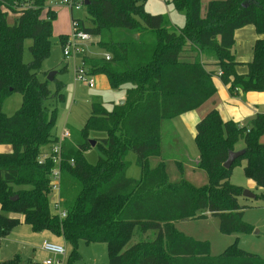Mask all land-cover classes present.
Here are the masks:
<instances>
[{
	"label": "trees",
	"instance_id": "trees-1",
	"mask_svg": "<svg viewBox=\"0 0 264 264\" xmlns=\"http://www.w3.org/2000/svg\"><path fill=\"white\" fill-rule=\"evenodd\" d=\"M48 1L0 0V144L12 146L11 152L0 153V239L19 223L8 214L20 213L34 231L47 230L70 242L71 259L79 256L78 242L85 241L105 243L108 264H264L262 256L237 242L214 256L209 242L184 234L175 224L211 214L219 217L223 233L252 231L239 202L244 188L230 177L233 167L244 162L246 176L263 190L257 197L264 200V113L240 123L224 120L212 109L197 123V167L208 175L205 184L187 180L180 162L177 182L170 180L165 160L155 166L150 162L161 156L163 121L212 98L217 91L214 75L234 95L264 91V0H210L205 12L202 0H167L186 14L180 28L167 14L147 11V0H89L86 19L72 17L111 56H85L90 73L107 75L113 89L130 86L125 103L111 110L94 99L77 138L62 141L64 218L51 210L55 163L51 158L39 162L43 148L59 140L53 129L57 105L65 99V83L54 78L52 90L41 68L51 52L57 18ZM248 24L261 37L248 71L240 74L235 31ZM69 36H59L62 47ZM27 39L33 59L26 63ZM15 91L22 95V106L7 115L3 103ZM93 131L106 135L95 138L101 152L95 164L85 158ZM240 145L245 152L225 167L229 152ZM130 151L137 154L139 179L127 175ZM20 263L16 255L1 264Z\"/></svg>",
	"mask_w": 264,
	"mask_h": 264
},
{
	"label": "rangeland",
	"instance_id": "rangeland-1",
	"mask_svg": "<svg viewBox=\"0 0 264 264\" xmlns=\"http://www.w3.org/2000/svg\"><path fill=\"white\" fill-rule=\"evenodd\" d=\"M209 1L210 0H202L203 12H205V7ZM47 5L56 10L57 18L53 23L51 52L50 55L42 62L41 68L43 71L47 72V79L49 72L55 70L57 71V74L54 78L60 79L65 83L63 90L65 99L57 105V119L53 131L56 134H60L65 128H69L73 134V138H77L80 130L84 127L91 114V102L93 99L98 98V95L94 88H91L88 84H85L76 78V69L73 60L65 59L59 36L65 32L71 34L73 31L72 17L86 19L87 12L84 6H82V8H77L75 6L71 10L69 5L64 3L63 0H49ZM146 10L154 14H167L171 18V22L175 27L178 26L180 28L186 23V14L182 11H178L173 3L167 0H147ZM14 19L15 15L11 13L8 18L9 22L13 23ZM86 24H88L87 20ZM94 40H98V37H94ZM31 44V39H27L25 41L23 57L26 63L33 59L29 49ZM89 51L93 57H101L104 53L96 43L90 45ZM64 66L66 68L60 72ZM53 80H49L50 88L52 90L55 89V82ZM129 86V84L122 85L121 88L112 89L109 93L115 96L114 99L119 103L121 99H125L126 90ZM122 95L124 97H122ZM110 98L112 99V97L103 98L106 101L107 106H109L108 100H110ZM21 106L22 95L20 92L15 91L4 100L3 111L7 115H12L19 110ZM173 123V119L163 121L161 154L166 158H177L180 161H186L189 159L193 160L197 158L198 148L192 139L190 140L187 137V142H185L186 145H183L182 143H175L173 138ZM105 136V133L102 132L93 131L90 133V139ZM100 155L101 152L98 146H92L85 152V158L92 164L97 163ZM127 159L131 163L127 170V175L132 178H141V169L136 164L137 154L134 151H130L127 155ZM156 159V157L151 158L153 165L157 163ZM172 159H168L169 164H167V171L170 180L177 182L181 179L182 175L178 166L174 164ZM184 177L190 182L192 181L193 184L197 183V186L208 182V175L204 170H199V172L196 173H191V171L188 170L187 176H185L184 173ZM230 181L236 185L242 186L244 189H249V178L246 176L244 171V162L242 164H236L233 167ZM253 192L255 194H261L263 190L256 186ZM53 198L54 195H51V210L54 213H59L58 208L55 203H53ZM239 202L242 206H244V220L253 227L251 232L223 233L220 230L219 217L211 214L195 219L180 220L178 221L179 230L194 239L209 242L210 252L214 256L220 255L228 246L237 242V245L241 248L257 253L264 258V200L258 197L251 198L242 195L239 197ZM26 229L32 228L28 224L20 225L19 223L7 236L0 239L1 258L5 256H13L16 252H18L14 251V249L16 250V248H20L22 253L20 251L21 256H18L20 257L21 264H35V262H41L36 259H31L30 257V255H33L34 248L38 251L41 244L39 241L28 242V232ZM50 235L54 234L51 233ZM6 238H9V240L4 242V239ZM50 239L54 240L55 237L52 236ZM25 243H28L30 247L28 252L25 251ZM65 245L67 247V253L64 258L61 257L60 264H108L109 254L105 243L87 244L85 241H79L77 246L79 256L73 259L70 258L74 249L73 245L67 241L65 242ZM51 258L57 260V258L52 254Z\"/></svg>",
	"mask_w": 264,
	"mask_h": 264
},
{
	"label": "crops",
	"instance_id": "crops-1",
	"mask_svg": "<svg viewBox=\"0 0 264 264\" xmlns=\"http://www.w3.org/2000/svg\"><path fill=\"white\" fill-rule=\"evenodd\" d=\"M170 20H171V18H170ZM176 27H178V26H176ZM62 34H68V33L65 32ZM260 37L261 36L257 33L256 27L253 24L245 25L241 28H238L235 31V44H234L233 50H234L236 60L238 61V66H237V72L238 73L245 74L248 71L247 64L253 58L254 46L256 44V41ZM97 42H98V40H94V38H93V41L90 43V45H92L94 43L97 44ZM90 45L88 46V51H87L86 56L93 57L89 51ZM104 54H105V52L101 56H104ZM73 63L75 66L74 60H73ZM208 68L216 69L215 66H208ZM93 77H94V86H92V87L90 86V87L95 89V91L98 95V99H101V101L104 103V106L107 109L111 110L115 104H119V103H118V101H116L114 99L115 96H113L111 93H109L113 88L110 86L109 79H108L107 75H105L103 73H96V74H93ZM213 80H214V84L216 86L217 91H216V94L212 98H210L208 101H206L200 107L193 109V110H190L188 112H185L183 114H180L179 116H176L175 118H173V120H174V123H173L174 124L173 125L174 126V128H173L174 137L173 138H174L175 143H180V144L182 143L183 145H186L185 142H187L186 139H188V138L190 140L192 139L195 142V135L197 132V129H196L197 123L212 109H217L220 112V115L224 120H234V121L240 122V123H245L247 120L253 118L257 114L264 113V91H249L246 93H239V94L234 95V94H231V92L229 90V86L226 85L222 81L221 77L218 74L214 75ZM105 95H107V96H105ZM104 97H106V98L112 97V99L110 98V100H108L109 106L106 105V101L103 99ZM122 97H124V96L122 95ZM95 99H97V98H95ZM91 104H92V102H91ZM65 129L70 130L69 128H65ZM62 132L60 134H57V135L60 137ZM70 132H71V130H70ZM72 137H73V134L71 133V137L69 139H71ZM162 137H163V123H162ZM261 142L264 143V135L261 137ZM239 147H240V149H243V148H241L242 146H239ZM240 149H238V150H240ZM11 151H12V146L10 144H0V153H9ZM156 158H157L156 159L157 163L155 165H157L162 160H165L166 163L169 164L168 159L169 158L172 159V157L166 158L162 154H161V156H157ZM198 160H199V152L197 154V158H195L193 160L189 159L186 161H180L177 158L172 159V161L176 165L178 162L183 164L185 176H187L188 170H190L191 173H193V172L196 173V172H199V170H201L197 167ZM150 162H151L152 166H155L152 164L151 160H150ZM248 183H249L248 188L252 191L257 186L256 182L250 178H249ZM53 203H55V196L53 198ZM8 216L12 217V218L19 219L20 225L21 224H27L24 220L23 214L9 213ZM175 224H176L177 228L179 229L178 222H176ZM26 230L28 232V236H27V238L29 239L28 242L39 241V243L42 245L41 241L43 239L44 240L45 239L52 240L58 244L64 245V247L66 248V253H67V247L65 245L66 239L63 236L55 235V234L50 235L52 232L46 231V230H44V231H34L33 229H26ZM49 232H50V234H49ZM52 236L55 237L54 240L50 239ZM62 237H63V239H62ZM8 240H9V238H6V239H4V242L5 241L7 242ZM100 243H102V242H100ZM25 244H26L25 251L28 252L30 247H29L28 243H25ZM41 245H40V249L38 251H36L35 250L36 248H34L33 255H30L31 259H36L37 261H41V262H35V264H43L44 260L51 257V254L49 252L45 251L44 249H42ZM14 251H18V252H16L11 257L10 256H5L2 258L0 257V264L5 260H8V259L15 257L16 255L21 256L20 251L22 253V250L20 248H16V250L14 249ZM65 256H66V254L62 255V256H57L56 258H57V260L61 261V257L64 258ZM6 257H8V258H6Z\"/></svg>",
	"mask_w": 264,
	"mask_h": 264
},
{
	"label": "built area",
	"instance_id": "built-area-1",
	"mask_svg": "<svg viewBox=\"0 0 264 264\" xmlns=\"http://www.w3.org/2000/svg\"><path fill=\"white\" fill-rule=\"evenodd\" d=\"M64 3L69 5L71 9L73 7L82 8L85 6L84 0H63ZM73 31L71 32L69 39L63 46V54L66 60L72 59L75 61L76 78L89 86H94V77L90 73L88 66L84 61V57L87 55L88 46L93 41L94 36L90 33L80 30L77 27V23L73 22ZM104 57L110 59L109 53H105ZM77 61V62H76ZM71 137V132L65 129L59 137L57 142L50 144L48 147L43 148L41 155L39 156V162L42 163L46 159L51 158L55 165L51 170L50 187L51 193L55 196V205L59 210V215L61 218L66 217L67 210L62 205L60 199V188H61V151H62V141L69 139ZM42 249L54 255V257L62 256L66 254V248L64 245L52 242L50 240H43ZM60 260H55L53 258H48L43 261V264H60Z\"/></svg>",
	"mask_w": 264,
	"mask_h": 264
},
{
	"label": "water",
	"instance_id": "water-1",
	"mask_svg": "<svg viewBox=\"0 0 264 264\" xmlns=\"http://www.w3.org/2000/svg\"><path fill=\"white\" fill-rule=\"evenodd\" d=\"M90 3L89 0H84V4L88 5ZM57 74V71L53 70L49 72L48 79L53 80L55 75ZM125 103V99H121L119 101V104L122 105ZM96 139H90V143L92 146L96 145ZM245 152V149H240V150H235V151H230L227 160L224 163V166L229 168L232 166L233 162L235 161L236 158L241 156ZM243 195L246 197H251V198H256L257 194H255L252 190L250 189H244Z\"/></svg>",
	"mask_w": 264,
	"mask_h": 264
}]
</instances>
